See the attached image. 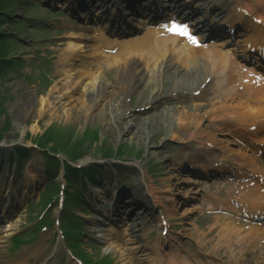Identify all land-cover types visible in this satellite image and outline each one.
Here are the masks:
<instances>
[{
  "label": "rangeland",
  "instance_id": "rangeland-1",
  "mask_svg": "<svg viewBox=\"0 0 264 264\" xmlns=\"http://www.w3.org/2000/svg\"><path fill=\"white\" fill-rule=\"evenodd\" d=\"M66 2L67 0H0V139L6 138L5 140L11 141L18 139L21 133L25 132L23 138L31 140L29 144L15 148V152L10 150L11 145L8 146L6 160H0V183L7 184L6 189L14 192L17 186H23L26 171H29L30 175L34 174V177L26 178L30 180L25 190L30 191L24 194V200L8 218L11 226L17 228V232L3 237L0 254L4 257L9 254L14 256L21 246L38 245L45 254L43 258L46 259L44 261L46 264H66L68 258L65 245H68L74 254L78 256L82 254L81 258L90 264H97L95 262H99L103 256L107 258V264H125L121 251L110 242L109 231L114 227L111 225L113 223L105 220V216L98 215L95 209L99 205L102 206L100 191L105 184L113 186L124 178L128 179L129 176L134 182V177L137 178L136 168L139 165L141 170H144L147 181L150 180L153 185L162 186L161 188L170 183L171 193H175L177 197L166 205H156L157 213L161 212V216L168 220L167 233L159 234L160 226L156 217L154 220L149 217L139 218L143 226L135 231L137 234L132 235L130 226L126 231L128 245L132 246L135 240L149 245L158 244L160 248L163 244L166 246L164 255L172 256L179 253L189 259H202L208 252L206 249L217 242L218 235L211 227L214 224L213 217L203 215L197 202L193 203L190 185L194 182H191L189 174L182 168L184 169L185 162L193 160L195 156L200 155L205 160L222 154L225 144L220 143L213 147L206 145L208 147L206 152L202 148L206 140L199 137L190 139L188 132L184 134L183 143L171 140L169 136L166 137L163 124H160L149 138L146 147H143L145 145L143 142L140 144L132 141L127 135L125 143H122L123 137H118L117 126L100 123L98 119L88 121L86 117L82 119L80 116L69 121L63 114L51 118V115L44 113L37 123L32 114L27 116L23 111H17L15 106L24 97L27 98L28 93L32 94L28 102L35 111L39 98L47 97L51 93L54 95L55 85L62 81L57 64L60 63L64 52L70 50L69 44H72L71 42L75 40L73 37L78 36L79 31L73 29L76 22L68 16ZM72 45L76 46L74 49L79 54L84 55L81 51L86 49L82 44L77 42ZM76 59L75 56L72 61L76 62ZM110 71L115 78L120 75L119 71L111 68ZM98 73V78L104 79L99 71ZM150 76L155 75L153 73ZM148 78L145 75L143 82ZM175 78L176 76L170 74L163 83L158 81L148 90V97L144 99L139 96L134 100L128 99L126 101L128 107L125 108L127 115L134 120H141L154 115L158 117L169 108L177 111L190 110L192 105L187 98L178 96V100H175L168 99L166 95L168 92L165 87H171V82ZM177 78L181 81L185 79L182 75H177ZM156 91L159 93L158 96ZM65 101L67 107L73 106L69 97L65 98ZM145 106L148 108L145 109ZM203 125L211 124L206 119ZM34 126H38L36 128L39 129L33 131ZM212 127L218 139L229 140V137H225L214 125ZM140 134L143 137V132ZM102 156L113 157L103 161L100 166L81 169L86 174L87 181L93 186L89 187L94 189L93 197L98 199L97 206L92 204L94 199L90 197L92 193L89 192L91 190L88 189L87 182H84L85 176L82 177L80 171L72 170V165L82 159L98 160ZM128 161H131L130 165ZM127 164L132 168V175L124 168ZM204 184L210 186L208 182ZM198 186L204 190L202 184ZM58 197H63L62 207L58 206ZM49 201L50 204H47ZM139 210L133 209V216L139 215ZM43 213H45L43 220L58 217L63 224L69 220L73 224V220L79 218L80 222L77 223L75 219L74 223L76 224L74 231L79 233L76 241L59 238L53 221L43 224L47 225L43 229L42 224L34 226L33 224L40 220L39 215ZM184 214L187 215L182 216ZM94 216H99L102 219L101 223L94 222ZM121 216L123 219L126 215ZM15 222L17 226L13 225ZM0 227L4 228V225L0 224ZM68 228H71L69 223ZM145 228L146 238H141L145 237L143 235ZM43 233L44 238L39 242ZM16 238H19L18 241L11 242ZM20 242L23 245L20 246ZM219 252H221L219 256H222L224 250L221 249ZM219 256H214L210 262L225 263L224 257ZM32 258L30 260L34 262Z\"/></svg>",
  "mask_w": 264,
  "mask_h": 264
},
{
  "label": "bare ground",
  "instance_id": "bare-ground-1",
  "mask_svg": "<svg viewBox=\"0 0 264 264\" xmlns=\"http://www.w3.org/2000/svg\"><path fill=\"white\" fill-rule=\"evenodd\" d=\"M77 1L79 0H67V3L70 7V4L72 5V3ZM89 1L91 0H80L83 8L89 9ZM93 1L94 0H92V2ZM232 1L242 5V7L246 8L251 15L260 19V23L256 25L249 22L247 19L245 20L247 25L251 23L249 26V32H247L246 35L253 40L264 38V0ZM251 1L255 2L254 6H252ZM104 2L108 5L107 1ZM219 2L226 6L229 5L228 0H219ZM110 3L111 2L109 1V4ZM233 8L234 5H229L228 7V9L231 10ZM103 9L97 10L94 16H96V18L99 16L104 17L105 14L102 13ZM105 10H107V8ZM144 19V22H147L148 20V23H155L159 20L157 16H155V18L150 16L149 19L144 17ZM82 28L83 27H80L82 32H79L78 36L73 37L75 40L71 42L72 44H77L76 41L79 39H81L82 42L93 40V38ZM159 32L160 30L151 31V34L157 35ZM164 37L166 39L164 40L162 47L155 46L152 44L153 42L148 39L143 41V37H141L129 40L128 43L123 46H118L113 54H103L100 51H97L100 48L96 50L94 46H91L90 50H87L88 46L84 43L82 47L86 48V50H84L85 55H81L74 49L76 46L69 44L70 50L64 52L60 63L57 64V70L62 77V81L57 82L54 87L53 92H56L54 93L55 96L51 93L48 94L47 97L43 96L39 98L37 103L38 106L34 111V107L28 102V99L32 97V94L28 93L26 94L27 98L24 97V99H22L21 102H18L15 107L17 111H23L27 116L32 114L37 123L39 119L43 117L44 113L49 116L51 115V118L63 114V116L69 121L80 116L82 119L86 117V120L88 121L98 119L100 123L117 126L119 131L118 137H123L122 143H125V139H127L125 136L127 135L132 141L135 140L140 144L143 142V144H145L143 147H146V143L149 141L153 132L159 128V125L163 124L165 135L166 137L169 136L171 140L183 143L185 142L184 134L188 132V137H190V139L199 137L212 145H220V143L225 144V154L220 161L225 160L227 162H233L236 166L244 169V171H250L257 175L255 178L256 181L257 179L259 180L260 177L264 181V163H261V159L259 161L256 156H253L248 151L250 150L254 155L264 152V94L253 95L252 97L244 99H236L235 96H228L226 99H219L217 102H211L208 104L196 102L192 104L190 110L185 109V111H177L173 108H169L158 117L154 115L141 120H134L127 115V110L125 108L128 107V104H126L128 99L134 100L138 96L142 99L148 97V90L153 88L158 81L163 83V80L168 75L173 74L176 71H178V74L183 73L188 75H193V73L196 72L198 73L197 76L201 77V81L195 84H191V80H188L186 84L178 78L172 80L171 87L167 86L169 90L168 92H170L168 98H176L177 92L181 91L184 94H187L189 91L194 90L206 76L212 74L221 66V63L218 61L219 53L204 54L198 61H195L191 57L179 58L180 53L183 51L181 50L182 44L180 39L169 34ZM129 43L133 45H130ZM251 44L255 45V43ZM75 56L77 57L76 62L72 61V58ZM101 57L106 58V64L98 59ZM105 66H112V68H115V71H119L118 73H120V75L115 78L110 72H107L109 70H107ZM183 67L187 70L183 69ZM173 69L174 71L171 72ZM98 71L104 79L100 77L98 78ZM105 72H107V74H105ZM153 73L155 76H150ZM145 75L147 78L150 77L143 82ZM153 78H155V80H152ZM158 92L160 91L158 90ZM205 92L204 89L201 91V93ZM75 93H77L76 96ZM67 97L70 98L73 106H66L65 98ZM126 116H128L129 119L126 118ZM206 119L211 124L210 126L203 125ZM137 121L140 122L137 123ZM212 125L222 132L225 137H229L230 139H218L217 133L214 132ZM36 127L38 126H34L33 131L39 129ZM142 132L143 137L140 134ZM238 133H240L239 139L244 142L248 150H241L242 148L238 149L235 147L236 145L234 146L236 143L235 138L238 137ZM21 134L22 135L18 139H14L15 141L12 139V142L5 140L6 138L0 139V160H6L9 145H11L10 150L15 152V148H21L22 144L27 145L31 142V140L28 139V141L23 138L25 132ZM128 146L130 145L128 144ZM86 161H90V159L87 158L77 161V163H74L72 166V170L82 172L78 169H81L85 165L83 163ZM195 161H199V159ZM94 162L98 165H102V161L95 160ZM128 163L130 165L131 161H128ZM124 167H126V171L129 170L128 173L132 175V168L129 167L128 164ZM194 167L199 168V166ZM186 169L187 167H184V169L182 168V170L189 173L190 171H186ZM202 171L206 172L207 170H203L202 168ZM128 173H126V176ZM81 174L82 177L85 176L84 182H87L86 174L83 172ZM33 175V173L30 175V172L26 171V178L34 177ZM136 175V185L135 182L131 180V176H129L128 179H124V187L122 186L119 189H117L116 183L113 186L105 184L103 190H99L102 194V197H100L103 202L102 206H98V199L93 197L94 189H91L93 187L92 184L90 182L87 183L88 189L91 190L88 191L92 193L89 195L94 199L92 204L98 206L96 209L98 215L105 216V220H107L108 217L109 219L112 218L114 223L116 221L119 222L121 214L126 215L130 229H136L139 228L141 220L138 216H133V213H131L132 209L138 208L141 212H144L142 218L146 215L154 220V212L152 208L143 202L150 200L158 206L166 205L167 202H171L177 197L175 193H171L172 189L169 185L170 183H167L166 187L161 188L162 186H155L150 180L147 181L145 172L144 170H141V166L139 165H137L136 168ZM26 178L23 186H17L14 189V192L9 188L6 189V187H8L7 184L4 185L3 182L0 183V218L1 220H6L4 228L0 227V243L3 237L17 232V228L11 226L10 221H8V214L10 208L14 206V202L21 203L25 198L24 194L27 191H30V189L25 190L28 186L27 183L30 180H26ZM169 178L170 177L167 178L168 181L170 180ZM243 187L244 189L242 190L239 188L232 189L228 195L223 198L227 200V204H230V202L232 204L239 203L237 208L235 206L232 207L236 213V217L232 216L229 218L220 215L214 216V224L211 226L216 230L218 235L217 242L214 246L210 247L211 252L217 254L220 249L223 248L226 251L225 256L229 257L228 259H231L232 261H236V263L237 259L235 257L245 253L246 246L254 249L257 246V237L260 238L262 236V232H259L256 229V233L253 229L246 232L243 231V228L239 223V217L243 205L251 207L264 205V190L256 186L245 187V185H243ZM192 190L194 191V189ZM190 193L191 197L193 192L191 191ZM187 198L189 197L187 196ZM193 203H191V205ZM169 206L171 208L172 204ZM186 215L187 214H184L182 216ZM101 220L102 219H100L99 216H94V222L101 223ZM13 225L17 226L16 222ZM41 239L42 238L40 237V240ZM112 241L116 242L114 239H112ZM116 244L122 251L125 264H131L133 258H136L137 261L141 262L144 261L146 257L150 258H148V263L145 264H211L210 262H204L201 259H188L179 253H174L172 256L168 255L165 258L166 261H164L163 254L160 253L159 248H156V246L153 249V252L147 247L141 245L129 247L126 243L118 242ZM17 251L19 252L14 254V256L13 254H9L8 257L0 255V258H2L0 259V264H29L28 257L30 256L36 258L35 262L37 264L46 261V259L43 258L45 254L41 253V249L38 245L29 244ZM248 252L252 251L249 249Z\"/></svg>",
  "mask_w": 264,
  "mask_h": 264
}]
</instances>
